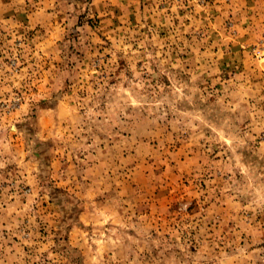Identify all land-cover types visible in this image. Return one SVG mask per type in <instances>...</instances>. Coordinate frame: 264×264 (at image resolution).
Masks as SVG:
<instances>
[{
    "label": "rangeland",
    "instance_id": "rangeland-1",
    "mask_svg": "<svg viewBox=\"0 0 264 264\" xmlns=\"http://www.w3.org/2000/svg\"><path fill=\"white\" fill-rule=\"evenodd\" d=\"M0 264H264V0H0Z\"/></svg>",
    "mask_w": 264,
    "mask_h": 264
}]
</instances>
